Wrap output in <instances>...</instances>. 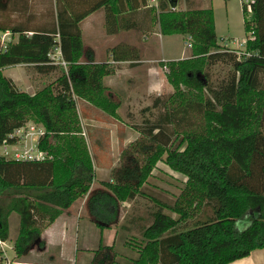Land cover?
<instances>
[{"label":"trees","instance_id":"obj_1","mask_svg":"<svg viewBox=\"0 0 264 264\" xmlns=\"http://www.w3.org/2000/svg\"><path fill=\"white\" fill-rule=\"evenodd\" d=\"M80 1L58 0L48 31L0 25V34L10 30L20 34L17 43L5 48L0 43V145L29 122L46 131L39 145L45 160L17 162L0 155V239L9 241L10 217L17 214L15 258L22 259L34 246L43 249L44 230L90 192L94 164L76 101L84 99L112 117L117 116L118 105L104 84L115 69L95 64L92 50L84 53L80 23L104 9L108 33L135 29L145 35L157 25L164 37L191 38L192 59L167 62V79L177 100L162 102L159 97L143 110L150 113L163 105L158 118L144 120L145 129L136 127L141 136L122 151L114 183L103 184L90 195L87 208L96 226L103 231L117 223L121 204L143 195L142 187L157 163L164 161L187 179L186 187L173 206L154 200L152 223L142 230L138 257L131 264H232L264 249V0H254L251 15L243 9L250 34L243 53L221 51L212 8L188 5L172 11L182 0H157V6L146 9L148 0H98L93 5ZM127 12L142 13L145 24L121 20ZM57 47L67 67L52 65L49 55ZM127 48L111 49L112 59L137 60ZM21 64L34 65L41 75L61 68L62 76L30 95L3 74ZM218 64L229 65L232 71L215 84L208 70ZM196 73L203 74L202 79ZM181 85L201 93L194 97L181 91ZM204 206L211 215L189 229L182 226ZM239 221L247 222L242 231ZM131 227L132 223L122 228L130 233ZM92 264H117L114 247L101 242Z\"/></svg>","mask_w":264,"mask_h":264},{"label":"rangeland","instance_id":"obj_2","mask_svg":"<svg viewBox=\"0 0 264 264\" xmlns=\"http://www.w3.org/2000/svg\"><path fill=\"white\" fill-rule=\"evenodd\" d=\"M34 4L32 5V10H34L35 14V25H40L42 23V19L40 20V16L43 12H45L44 16L49 17L51 14V18L55 17L57 10V1L58 0H33ZM183 2V0L181 1ZM194 8H212L215 14L216 20V32L219 39V45L221 47V51H229V52H245L246 50V41L250 38V34L246 32L245 27V16L243 13V1L242 0H196L193 5ZM181 10L185 9V5L182 4L179 7ZM40 12V13H39ZM50 13V14H49ZM248 14V13H247ZM250 15V14H249ZM248 15V16H249ZM155 31L159 34V28L156 25ZM153 30V32H155ZM152 32V33H153ZM136 33H119L116 36L106 35L104 29L101 30L99 36V45H101L104 49L108 48V46H113L114 43L121 41H130L136 40ZM146 37L151 41L152 39L149 37V34H145ZM93 40V37H88V34L85 35L84 43L90 44ZM163 40V41H162ZM162 46L164 56H161L160 62L157 63V69L161 68V72L158 75V86L155 93L151 91V84L153 83L151 78L148 76V72L151 70V64H146L144 68H140L137 70L131 71L128 76H126L124 83L129 80H132L134 85H138L137 92L140 94L139 100L132 105L131 113L129 115V121L127 118H123L132 128L139 126L145 129L142 124L144 120L151 119L155 120L158 118L160 112H163V105L159 106L158 109H153L152 112L146 113V108H150L153 106L154 101L157 98H161L162 102H166L168 99L172 97V102L177 100L176 89L169 83L167 79V62L169 61H184L192 59V50H191V38H185L182 36H169L164 37L162 39ZM158 42V41H157ZM158 46V44H157ZM159 47V46H158ZM160 48V47H159ZM158 48V49H159ZM158 52V51H157ZM156 52V53H157ZM146 56V59H150L154 56V53L147 52L144 53L143 57ZM177 59V60H176ZM199 64V63H198ZM150 67V68H149ZM199 65L198 68L199 69ZM22 75H27L28 79L24 84V92L34 95L39 91L43 90L47 86L55 84L57 80L62 76L61 68L57 70L55 73L50 75H41L38 74L34 69L23 68L18 69ZM15 69L9 68L6 70L5 75L8 77H14ZM232 71L229 65L218 64L211 69L208 70L209 79L212 83H219L226 79L227 75ZM207 72V69H206ZM198 80L202 79L203 74L196 73ZM200 78V79H199ZM105 80V79H104ZM105 86H118L119 89H124L118 82L114 81L113 83L104 82ZM107 87V86H106ZM111 87V88H113ZM19 89V87H18ZM22 89V90H23ZM26 90V91H25ZM180 90L183 92H192L193 96H198L201 93V90L187 87L186 85H181ZM21 91V90H20ZM23 92V91H22ZM126 91L124 90V93ZM117 114V113H116ZM125 114L122 113V117ZM115 119H120L117 115L114 117ZM33 123V122H29ZM27 123V124H29ZM81 123V128L83 130L82 136L87 143V138L85 137L84 129ZM133 130V129H132ZM134 131V130H133ZM103 133H96V136H101ZM121 135V134H120ZM141 134L139 132L134 131L132 133V143L135 142ZM137 138V139H136ZM88 147V143H87ZM2 151L3 149L0 148ZM14 148H8V151L12 153ZM89 150V147H88ZM92 150V149H91ZM90 152V150H89ZM102 152H104L102 150ZM92 153H90L91 155ZM10 159V158H9ZM187 179L175 172H173L169 167L164 163V161H160L157 163V166L154 168L151 176L146 181L145 185L142 187L143 195L138 196L134 203L131 206L125 204H121L120 206V215L117 223H115L110 229L115 232V241L113 243L116 261L117 264H131V262L138 257V246H141V233L142 230L149 226L152 223V219L150 217V213L157 209L154 200H160L166 203L169 206H173L183 190L186 187ZM79 209V206L77 207ZM88 209V208H87ZM167 214L172 216L174 219H179V215L172 213L170 210H165ZM88 210H84L82 215L78 218L75 223L74 233L75 240H72L69 237L66 242L60 241V239H56V243H52L50 246V251L45 253L43 256L37 255L36 248L37 246L32 247L30 252L24 256L21 260L15 258V253L13 251L14 241L7 242L8 249L7 255L17 264H92L94 258V252L98 249L99 244L102 242L106 245V241H108L106 230H101L96 225L90 227V221L88 216ZM81 213V212H80ZM211 209L207 206L202 207L201 209L194 212L193 216L187 221L186 224L182 225L183 227L189 229L195 223L200 220H205L207 216L211 215ZM134 218V219H131ZM141 219V220H140ZM129 220H132V227L130 234L123 230V226H128L130 224ZM94 222V221H93ZM246 227V223H242L239 221L237 223V228L239 231L244 230ZM20 228V218L17 214H14L11 218V236L15 238L19 233ZM109 236V235H108ZM78 238V239H77ZM32 251H34L32 253ZM56 252L60 253L57 254ZM52 256L57 257V259H53L50 261Z\"/></svg>","mask_w":264,"mask_h":264},{"label":"crops","instance_id":"obj_3","mask_svg":"<svg viewBox=\"0 0 264 264\" xmlns=\"http://www.w3.org/2000/svg\"><path fill=\"white\" fill-rule=\"evenodd\" d=\"M80 1V0H79ZM88 3L90 5L96 4L98 0H81L80 4ZM196 0H183L181 3L185 5V9H187L188 5H190L193 9H207V8H194L193 5L195 4ZM34 4L33 0H0V6L6 7L5 9L0 8V25L2 24L6 26H10V28H17L22 30H28L30 32L34 31H48L51 29L52 18L51 14L49 17L44 16L45 12L41 14L42 23L40 25H35V14L34 10H32V5ZM157 6V0H148L146 8H152ZM144 9V11H145ZM184 9V10H185ZM40 13V12H39ZM153 14V12H152ZM105 10L100 9L88 15L81 23L80 28L82 32V38L84 43L85 35L88 34V37H93V40L90 44L84 43V53L87 50H92L94 52L95 57V64H109L110 66L114 67L115 71L111 76L105 78L104 82L113 83L114 81L121 83L124 89H119L118 86L113 87L106 85L108 88V94L110 95L112 101L118 105L116 109L117 115L120 119H115L114 117L110 116L109 114L101 111L97 107L93 106L89 102L84 99H78L76 101L77 110L82 122V126L84 129L85 137L87 138L88 147L90 150L93 164H94V171H95V179L92 183L90 192L88 195L84 196L83 198L79 199L70 209L66 210L63 215L57 219V221L50 226H48L43 234L42 240L45 242V247L43 249L36 248L37 255L43 256L45 253L50 251V246L52 243H56V239H60L62 242H66V240L71 237L72 240H75L74 228L75 223L77 222L78 218L84 210L87 209V202L90 195L99 189L103 188V184L106 183H114L113 172L117 168L122 165L121 154L123 150L130 148L132 145V138L131 135L134 131L138 132L135 127L132 128L123 118H127L129 121V115L131 113L132 105H134L137 100H139L140 94L137 92L138 85H134L132 80L127 82H123L128 76V74L140 68H144L146 64H151V70L148 72V76L152 79L153 82L150 86L155 93L157 90L158 84V75L161 72V68H156L157 63L160 62L161 56H164L163 53V46H162V39L163 36L159 34L157 31L153 33H149V37L152 39L149 40L148 37L142 35L140 31L135 29L130 30H119L114 34L108 33L106 27V19H105ZM123 18L127 19L128 21H132L138 25L141 23L145 24L144 16L141 14L139 15H130L128 12L121 16V20ZM216 21V20H215ZM147 24V22H146ZM46 29V30H45ZM105 31L106 35L109 36H116L119 33H136L137 35L136 40H130L128 42L121 41L114 43L113 46H108V48L104 49L101 45H99V36L101 30ZM32 34V33H30ZM19 33H14L12 30L2 32L0 34V43L4 44L5 46L10 43H17L19 38ZM162 40V41H161ZM158 41V42H157ZM160 47H158L157 46ZM119 45H126L127 53L134 54L137 57V60H124V61H114L112 59V55L110 50ZM59 47L55 48L53 52L50 53L49 57L52 60V65L58 66L59 64H55V62H60L63 60L61 50H58ZM159 48V49H158ZM60 49V48H59ZM158 51V52H157ZM60 52V54H59ZM152 52L154 53L155 57L150 59H146L143 55L144 53ZM157 52V53H156ZM177 60V59H176ZM85 61V57L83 58ZM162 63V60L161 62ZM64 67L63 65H59ZM34 69V65L32 64H21L16 66H11L3 70V74L9 68L15 69V73L13 74L14 77H8L14 81L19 90L24 92V84L28 79L27 75H22L18 69L23 68ZM149 67V68H150ZM113 87V88H111ZM23 89V90H22ZM124 90L126 91L124 93ZM26 91V90H25ZM122 113L125 114L122 117ZM131 116V115H130ZM134 131H133V130ZM96 133H103L101 136L98 137ZM121 134V135H120ZM137 139V138H136ZM92 149V150H91ZM102 150L104 152H102ZM135 201L128 202L131 206L132 203ZM79 206V209L77 208ZM81 212V213H80ZM90 227L93 228L96 225L93 221V218L89 215ZM14 215V214H13ZM12 215V216H13ZM10 217V239L9 241H16L18 235L13 238L11 236V218ZM134 219V218H131ZM132 220H129L131 226ZM247 223V222H242ZM108 241H106L107 246H113L115 241V232L112 229H107L106 232ZM130 234V233H129ZM109 235V236H108ZM78 239V238H77ZM7 241V242H9ZM34 251H32L33 253ZM57 254H60L56 252ZM57 259V257L52 256L50 261L53 259ZM21 260V259H20ZM22 261H20V264ZM232 264H264V249L256 250L252 252V254L242 260L236 261Z\"/></svg>","mask_w":264,"mask_h":264},{"label":"built area","instance_id":"obj_4","mask_svg":"<svg viewBox=\"0 0 264 264\" xmlns=\"http://www.w3.org/2000/svg\"><path fill=\"white\" fill-rule=\"evenodd\" d=\"M243 6L248 14H252V4L254 0H242ZM181 10L179 7L172 8V11ZM5 48L4 44H1ZM60 51V49L58 48ZM60 54V52H59ZM55 64L63 65L67 67V63L64 60L55 62ZM46 131L43 126L34 123H29L21 128L13 131L7 139L0 145V155L17 162H39L46 158V155L40 151L39 145L41 140L45 137ZM8 148H14L13 152L10 153ZM8 245L0 239V264H17L12 258L10 259L7 255Z\"/></svg>","mask_w":264,"mask_h":264}]
</instances>
